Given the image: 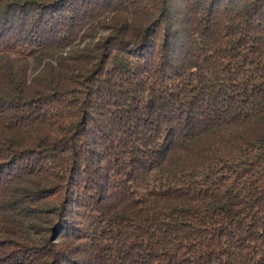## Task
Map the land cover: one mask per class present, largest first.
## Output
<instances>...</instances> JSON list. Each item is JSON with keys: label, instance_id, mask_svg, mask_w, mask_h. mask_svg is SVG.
Returning <instances> with one entry per match:
<instances>
[{"label": "trees", "instance_id": "1", "mask_svg": "<svg viewBox=\"0 0 264 264\" xmlns=\"http://www.w3.org/2000/svg\"><path fill=\"white\" fill-rule=\"evenodd\" d=\"M0 264H264V0H0Z\"/></svg>", "mask_w": 264, "mask_h": 264}]
</instances>
